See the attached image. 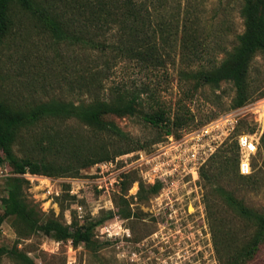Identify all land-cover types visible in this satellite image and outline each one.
I'll list each match as a JSON object with an SVG mask.
<instances>
[{"label":"rangeland","instance_id":"374dc122","mask_svg":"<svg viewBox=\"0 0 264 264\" xmlns=\"http://www.w3.org/2000/svg\"><path fill=\"white\" fill-rule=\"evenodd\" d=\"M70 1L49 2H54V8L61 13L74 16ZM151 1L147 2L151 32L157 33L159 47L157 60L150 64L117 54L111 46L116 45L117 39L111 27L106 34L94 35L96 40L110 43V48L102 52L86 48L81 42L59 41L39 20L13 6V27L0 41L3 88L9 99L22 106L52 99L78 104L97 94L109 96L119 91L116 96L140 93L142 104L137 105V114H112L106 118L127 132L131 141L144 144L145 148L138 150L148 155L210 120L240 109L235 134L221 146H231L226 173L219 178L227 192L201 181L200 173L199 178L186 173L169 177L155 192L154 185L159 181L156 175L144 171V162L131 164L128 153L85 168L78 177L26 173L29 184L25 186V197L42 218H55L67 225L74 219L80 223L103 219L95 228L97 242L74 246L71 240H56L42 232L20 238L7 219L1 226V245L27 253L38 264H222L216 241L225 245V238L232 235L241 243L245 231L227 197L233 194L236 202L264 214V149L258 146L251 157L252 172L242 174L237 171L239 149L235 142L239 133L262 135L264 97L233 107L235 89L230 81L215 88L200 85L181 72L187 64L180 53L184 18L197 27L194 50L203 49L191 65L197 70L213 59L221 61L226 55L224 49L233 48L237 35L246 28L241 9L247 0ZM83 20L78 17L76 25ZM250 79L256 93L264 87L261 54L252 61ZM88 82L94 84L92 91ZM159 108L168 111L169 135L167 126H153L141 116ZM175 121L182 125H173ZM46 125L58 134L81 130L83 126L76 120L49 119L45 124L21 128V139L13 144L18 157L40 156L34 145ZM80 205L82 217L77 210ZM3 210L2 202L0 214ZM0 264L19 263L0 256ZM251 264H264V253Z\"/></svg>","mask_w":264,"mask_h":264},{"label":"trees","instance_id":"16d2710c","mask_svg":"<svg viewBox=\"0 0 264 264\" xmlns=\"http://www.w3.org/2000/svg\"><path fill=\"white\" fill-rule=\"evenodd\" d=\"M49 1L0 0V41L13 27L11 8L16 5L39 20L59 41L69 44L81 42L86 48H97L104 52L110 48V43L98 41L94 35L106 34L107 29L111 27L117 37L116 45L112 43L111 46L117 54L136 58L146 64L157 60L159 40L157 33L151 32L152 20L147 3L150 0H71L70 6L74 16L61 13L54 8V2L50 4ZM241 15L245 31L237 35V42L232 49H224L226 55L221 61L209 60L208 66L197 70L191 67L194 58H197L195 56L203 52V49L196 47L194 50V42L198 41L197 27L195 29L192 23H186L187 18H184L180 42L181 58L183 63L187 62L186 68L181 71L182 74L195 79L200 85L208 84L215 88L223 81H230L235 89L233 107H240L256 98L264 97V87H261L257 94L250 79L254 57L258 54L264 57V0H247L242 6ZM78 17L84 20L76 25ZM91 28L94 31H91ZM3 86L0 75V162H7L14 175L6 179L3 189L4 210L0 214V231L3 222L8 219L20 238L42 232L56 240H71L74 246L81 242L96 243L95 228L103 219L83 223L74 219L71 225H67L55 218H42L35 206L27 202L25 186L29 184V180L24 175L32 173L78 177L81 170L94 164L145 148L144 144L131 141L127 132L116 122L106 118L112 114H137V105L142 104V95L133 92L127 97L116 96L120 94L119 91L109 96L97 94L90 101L78 104L52 99L22 106L8 98ZM92 86L94 84L90 85L88 82L90 91ZM141 116L153 126H167L166 134L171 133L166 109L143 112ZM49 119L76 120L83 126L81 130L58 134L46 125L40 132V141L34 145L39 148L40 156L35 159L18 157L13 150V144L21 139V128L45 124ZM173 125L181 126L182 123L175 121ZM259 147L264 149V131ZM230 150L229 145L219 148L199 171L201 181L217 188V191L227 192L223 185H220L219 178L226 173ZM219 157L226 161L222 162ZM237 171L239 172V169ZM161 187L162 181H157L154 185L155 192ZM234 198L232 194L227 200L241 217V224L245 227L244 238L238 243L236 237L231 235L225 238V245L217 240L216 248L220 261L223 260L222 264H251L264 253V214L245 206L242 202H236ZM0 256H8L19 264H38L27 253L11 250L1 244Z\"/></svg>","mask_w":264,"mask_h":264},{"label":"built area","instance_id":"2783aa9c","mask_svg":"<svg viewBox=\"0 0 264 264\" xmlns=\"http://www.w3.org/2000/svg\"><path fill=\"white\" fill-rule=\"evenodd\" d=\"M241 113L242 110L237 109L212 119L199 128L189 131L182 139L172 140L170 144L160 146L149 155L144 154L146 152L144 150H136L137 152L128 153L126 156L131 158V164L144 162V166L147 167L144 171L147 174L152 172L156 175V179L162 182L183 173L199 178L203 163L235 134ZM260 137L258 132L250 134L244 132L235 136L239 149V170L242 174L252 172L251 157L258 150ZM137 155L139 157L135 158ZM13 175L7 162H0V203H2L6 179ZM77 210L79 217H82V206H78Z\"/></svg>","mask_w":264,"mask_h":264}]
</instances>
